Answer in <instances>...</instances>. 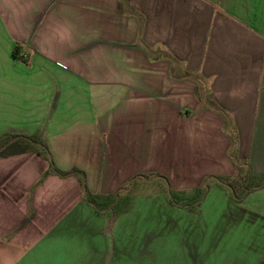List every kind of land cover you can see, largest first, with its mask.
<instances>
[{
    "label": "crops",
    "instance_id": "obj_1",
    "mask_svg": "<svg viewBox=\"0 0 264 264\" xmlns=\"http://www.w3.org/2000/svg\"><path fill=\"white\" fill-rule=\"evenodd\" d=\"M27 136L51 162L0 157V264H157L125 217L166 190L128 188L186 195L233 147L264 176V0H0V147ZM227 199L219 259L177 264H264V188Z\"/></svg>",
    "mask_w": 264,
    "mask_h": 264
},
{
    "label": "rangeland",
    "instance_id": "obj_2",
    "mask_svg": "<svg viewBox=\"0 0 264 264\" xmlns=\"http://www.w3.org/2000/svg\"><path fill=\"white\" fill-rule=\"evenodd\" d=\"M232 150L235 148L233 147ZM170 186L164 179L156 178L152 183L139 184L133 189L128 188L132 190L133 195L152 194L161 190L166 192L164 194L159 192L161 197L154 202L137 203V208L142 209L141 215H126V235L123 237L127 249L126 259H133V253L136 256L141 255V250L144 251L146 247L153 251V259L158 262L157 264L219 259L220 252L216 245L222 244L223 236L217 222L220 221L219 215L228 201V193L213 184L209 185L210 189L206 194V190L204 192L200 190V192L190 191L186 195L185 189L171 190ZM114 194L112 199L115 200L120 194ZM162 197L168 199L169 204L174 205V208H179V212L165 213ZM120 198L119 206L122 207L126 205V199L122 195ZM173 201L179 202L176 203L177 206ZM247 201L252 202L246 200L245 203Z\"/></svg>",
    "mask_w": 264,
    "mask_h": 264
},
{
    "label": "trees",
    "instance_id": "obj_3",
    "mask_svg": "<svg viewBox=\"0 0 264 264\" xmlns=\"http://www.w3.org/2000/svg\"><path fill=\"white\" fill-rule=\"evenodd\" d=\"M234 143V140H232ZM234 145V144H233ZM27 150H35L50 159L47 147L40 141L37 136L21 137L16 142L0 147V157L9 154H18ZM234 150L231 148V158L236 166V174L233 176H210L204 182V187L198 188L196 191L207 190L209 185L215 184L217 187L225 190L233 202L239 203L242 199L252 191L264 188V176H255L250 171L246 163H237L234 159ZM51 162V159H50ZM77 174H80L77 171ZM203 188V189H202ZM88 201H93L88 193L85 194Z\"/></svg>",
    "mask_w": 264,
    "mask_h": 264
}]
</instances>
